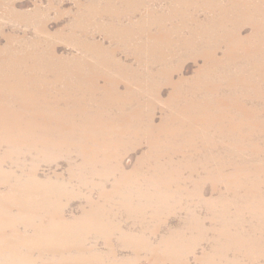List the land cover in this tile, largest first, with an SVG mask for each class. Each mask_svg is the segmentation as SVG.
Listing matches in <instances>:
<instances>
[{"label": "rangeland", "instance_id": "obj_1", "mask_svg": "<svg viewBox=\"0 0 264 264\" xmlns=\"http://www.w3.org/2000/svg\"><path fill=\"white\" fill-rule=\"evenodd\" d=\"M0 264H264V0H0Z\"/></svg>", "mask_w": 264, "mask_h": 264}]
</instances>
